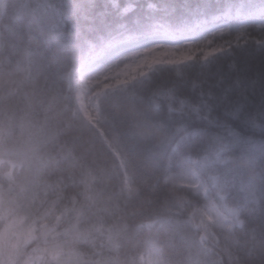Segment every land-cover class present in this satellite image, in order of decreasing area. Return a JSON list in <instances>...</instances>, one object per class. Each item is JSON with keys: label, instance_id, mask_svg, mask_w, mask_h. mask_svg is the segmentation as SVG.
I'll list each match as a JSON object with an SVG mask.
<instances>
[{"label": "trees", "instance_id": "1", "mask_svg": "<svg viewBox=\"0 0 264 264\" xmlns=\"http://www.w3.org/2000/svg\"><path fill=\"white\" fill-rule=\"evenodd\" d=\"M132 20L123 22L132 27ZM120 22L110 0H0V250L19 264L49 252L58 253L57 264H145V256L157 264H264L259 142L225 154L232 169L225 197L209 181L216 169L199 163L200 149L213 156L217 145L211 135L189 137L196 127L209 134L224 129L195 116L170 117L168 106H180L164 93L172 77L107 91L99 101V127L78 111L71 74L89 45L108 38L106 25ZM227 59L219 73L213 68L215 75H209L212 91L219 97L231 86L230 99L250 112L264 90V54L238 59L233 71ZM219 75L225 81L217 88ZM213 115L221 124L240 125L223 106ZM189 149L200 182L209 184L206 195L179 183L191 166ZM242 151L256 158L255 170L247 169ZM251 177L258 203L249 195ZM246 196L250 202L241 209ZM212 204L235 219L233 227L207 218ZM17 231L28 236L14 241Z\"/></svg>", "mask_w": 264, "mask_h": 264}, {"label": "snow or ice", "instance_id": "2", "mask_svg": "<svg viewBox=\"0 0 264 264\" xmlns=\"http://www.w3.org/2000/svg\"><path fill=\"white\" fill-rule=\"evenodd\" d=\"M111 7L116 11L117 20L113 25H106L108 40L102 43L113 47V42L128 44L143 49L145 55L133 66V72L138 73L130 77L141 83H153L165 75L173 78L172 84L164 93L180 102L179 108L169 105V116H195L213 127H222L223 133L209 134L207 128L196 127L192 129L189 137L192 140L203 139L211 135L212 141L217 145L213 156L207 154L206 148L199 163L216 169L209 174L211 187L218 195L227 196L231 183L228 173L232 171L227 167L226 153L238 145H254L259 142L264 148V90L261 98L252 111L245 112L243 105L230 99L233 89L227 86L221 89L219 97L212 91L213 85L209 75L221 71L220 61L227 59L226 67L233 71L238 66V59L246 61L253 52L264 54V0H125L123 6L120 0H110ZM143 8L144 16L141 18L139 9ZM135 14V15H134ZM133 16L132 27L126 21ZM60 19H63L61 15ZM249 45L252 50H249ZM89 45V50L94 49ZM215 68V73L213 72ZM225 77H217L215 87L224 84ZM120 83H128L121 80ZM235 84L239 87V78ZM181 89L187 94L178 95ZM196 96V102L191 100V94ZM246 100L247 97L244 96ZM217 101L213 105L212 101ZM189 107L185 113L184 108ZM223 106L226 112H231L232 118L240 120L239 126L221 124L213 113ZM241 116L243 119L241 120ZM186 127V125H185ZM178 141L174 151H179L181 143ZM190 164L198 162L192 160L191 150L186 153ZM247 169L255 170L256 158L241 152L240 157ZM224 171L220 172L219 169ZM193 176L198 175L195 167L189 170ZM173 179V177H168ZM254 177L249 178L251 202L258 203L254 194ZM189 187H192L189 185ZM197 195L207 194V182L195 185ZM249 196L244 199L241 209L249 203ZM236 215V213H234ZM237 223L242 221L237 220ZM200 226H203L201 223ZM231 227V225H228ZM255 239V235H253ZM260 243L264 246V234ZM58 253H38L29 256L24 264H57ZM0 264H19L16 257L0 250Z\"/></svg>", "mask_w": 264, "mask_h": 264}, {"label": "rangeland", "instance_id": "3", "mask_svg": "<svg viewBox=\"0 0 264 264\" xmlns=\"http://www.w3.org/2000/svg\"><path fill=\"white\" fill-rule=\"evenodd\" d=\"M2 9H5V4H2ZM107 41V39H103ZM94 49H88L82 64L76 68L71 74V86L74 91L75 102L78 111L82 114L89 123L99 127L100 123V106L99 101L103 94L107 91L125 87L133 82L130 79L137 73L133 72V66L145 55L143 49L131 46L128 44H119L113 42V47H107L102 40L99 43H94ZM121 80H128V83H120ZM187 107V106H186ZM186 107L184 109H186ZM110 146L112 144L110 143ZM112 149L117 154L124 166V159L115 146ZM196 162V161H195ZM195 165L191 166L178 177L179 183L192 187L201 184L198 176H193L189 171ZM196 169V167H195ZM128 188H130L129 177L126 180ZM206 216L212 222L224 224L231 227L235 224V219L222 212L217 204H212L206 213ZM229 227V226H228ZM18 232V231H17ZM23 234V235H22ZM28 236L23 232H18L14 241L17 242L21 237ZM26 239V238H25ZM156 253H154L155 255ZM145 264H157V259L152 256L142 258Z\"/></svg>", "mask_w": 264, "mask_h": 264}]
</instances>
